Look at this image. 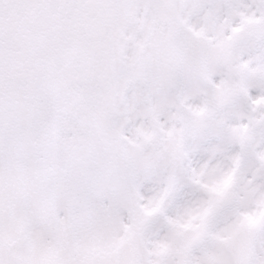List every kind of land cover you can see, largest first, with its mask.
Segmentation results:
<instances>
[{"label":"snow or ice","instance_id":"obj_1","mask_svg":"<svg viewBox=\"0 0 264 264\" xmlns=\"http://www.w3.org/2000/svg\"><path fill=\"white\" fill-rule=\"evenodd\" d=\"M0 264H264V0H0Z\"/></svg>","mask_w":264,"mask_h":264}]
</instances>
